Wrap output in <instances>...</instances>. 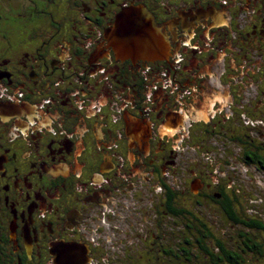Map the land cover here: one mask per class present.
<instances>
[{
  "label": "flooded vegetation",
  "instance_id": "obj_1",
  "mask_svg": "<svg viewBox=\"0 0 264 264\" xmlns=\"http://www.w3.org/2000/svg\"><path fill=\"white\" fill-rule=\"evenodd\" d=\"M251 2L0 0V264H137L158 240L165 254L168 186L181 207L185 189L208 197L214 180L233 179V161L246 170L218 142L233 131L220 117L247 120L248 73L216 90L208 78L226 69H211L198 40L234 24L263 43L264 17L245 27ZM140 7L165 44L120 55L106 32ZM200 123L210 132L197 138Z\"/></svg>",
  "mask_w": 264,
  "mask_h": 264
},
{
  "label": "trees",
  "instance_id": "obj_2",
  "mask_svg": "<svg viewBox=\"0 0 264 264\" xmlns=\"http://www.w3.org/2000/svg\"><path fill=\"white\" fill-rule=\"evenodd\" d=\"M249 7L251 10L247 15L245 14V27L252 31L255 25L257 27L260 26V19L264 17V0H252ZM230 28L233 29L231 31L233 36L229 33L228 28L226 34H223V32L218 34L219 29L221 28L212 27L213 31L216 33L213 40L222 36L227 38L223 44L217 43L215 51L224 54V56H227L228 58L230 52L233 55L232 51H234L235 48L232 45V42L236 41L235 43H237L239 40H245L248 38L244 32L245 30H243L244 28L237 29L234 27V24L231 25ZM229 40H232V42ZM256 42L260 44L258 45ZM248 43L250 44L248 48H239V50H243L241 52L242 54L239 56L240 59L244 60H247L246 57L252 56V60L248 59L245 63H241L240 60L236 64L231 65L236 66L237 69L239 67L235 77L240 76V73H243V69H241L243 66L252 71L259 70L261 76L250 74L247 78L244 77L245 85L243 86L246 87V93H248L247 103L251 104L247 107V120L242 122V119H238L239 117L237 115L228 119L220 117L222 124L226 123L225 125L227 127L228 123L232 122L233 129V131L229 132L227 137L225 136L226 141L223 143L222 151H225L226 164L230 163V160L228 159L229 156L236 158L238 161L242 163L245 162L248 166L250 165L254 168L258 176L261 178L258 179L257 177L256 180H264V135H256L257 133L255 132V130L258 129V120L260 119V121L262 120L264 122V116H260L261 110H255L254 107V105L260 100L264 103V42L262 43L260 39L256 40V38L251 35ZM258 49H263V52H260V56L259 53H257ZM215 51L204 53L203 56L207 57L212 55L215 60H218L221 56H218V53H214ZM253 53H256L257 55H253ZM237 54L238 53H236V55ZM232 55L230 57L231 59L234 58ZM241 64L244 65L241 66ZM254 83L256 84L254 85L255 87L253 86V88H251L250 85ZM258 83L260 84L259 88L257 86ZM248 89L251 90L252 92L250 93L255 94V96H250ZM234 119L236 121L239 120L238 122L241 124V127L234 121ZM199 127L202 130H200V133H196L197 138H201L206 135L207 132H210L209 128L204 123H200ZM235 150H239L238 156H235ZM241 180L246 179L237 176L233 177L231 180H214L211 190L208 193V197L202 196L203 191L197 193L191 187L187 188L184 190L182 196L179 197V201L181 202L182 200L181 207L174 204V200H172L174 197V190L168 186L166 197V207L168 211L166 231L167 246L164 247L165 254H160L159 251H156L159 249L157 246L159 245L158 240L154 243L157 245L153 244L151 247L152 254L149 255L148 258L143 256L140 263L137 264H245L247 262L246 259L250 260V253L255 252L261 255L264 254V212L251 213V216L243 217L241 208L239 207V204L236 203L237 199L238 203L240 202L239 197L234 195L235 192H233L232 188L235 183L239 184V181ZM247 180H249V178ZM206 181L212 183L211 180ZM199 207L206 208L203 210L206 211L209 216V224H206L205 221L193 211ZM236 222L237 225L240 224L239 227L243 230L240 231V235L247 234L246 231L248 229L243 226L253 228L256 232L251 233L246 239L244 238V241L236 242L234 249H229L227 243L220 239V237H214V234L208 227L213 226L216 223H219V225L222 223L223 228H220V232H222L221 235H225L230 227L229 223ZM169 226H172L174 231H169ZM185 233H189V235ZM256 235H258V240L255 238ZM192 239H194L193 243Z\"/></svg>",
  "mask_w": 264,
  "mask_h": 264
},
{
  "label": "rangeland",
  "instance_id": "obj_3",
  "mask_svg": "<svg viewBox=\"0 0 264 264\" xmlns=\"http://www.w3.org/2000/svg\"><path fill=\"white\" fill-rule=\"evenodd\" d=\"M161 1H164V0H161ZM207 2H208V0H204V3H207ZM130 11L131 10H129V13H130ZM118 14H120V12ZM240 25L242 26L243 23H241ZM219 27H221V26H219ZM110 30H112V29H109L108 31H110ZM229 33L231 34V36H233L232 32H229ZM206 34L208 35V32ZM215 35H216V33L214 34V36ZM214 36H213V38H214ZM213 38L210 40V45L208 43H205V41H203V40H200V39L198 40L199 44L201 45L202 48H208V50H206V52H203L202 55H204V53H207V52L210 53V52L215 51V46H217V43L223 44L227 40V38L226 37L224 38L223 36L220 38H217L216 40H213ZM79 41L81 42V44H83L85 42L84 39H80ZM208 41H209V39H208ZM229 41L232 42V40H229ZM248 41H249V37L245 40H239V41H237V43H235L236 41H233L234 43L232 42V45L235 47L234 51H232L233 55L230 52L229 58L227 56H221V58H218L217 62H213L211 64L212 65L211 69H213V70H217L218 68L223 67V72H224V68L226 69L225 74L222 73L219 77V80H220L219 83L220 84L218 82H216L218 79H216V81H214V79H215L214 77L209 76V78H208V83L211 86H213L214 88L217 87V88H215L216 90L225 91L227 88V85L229 84L231 86V81H234L235 78H236V81L238 82V84L241 85L243 83V80L239 76L235 77L239 67L237 69L236 66H231V65L236 64L240 60L245 61V62L248 61V59L252 60V56L246 57L247 60L246 59L245 60L240 59V56H239L242 54L241 52L243 51V50L242 51L239 50V48L243 49V48H248L250 46ZM194 43H195V41H194ZM95 49H94V51H95ZM201 51H203V50H201ZM201 51H198L197 55H199ZM260 52H263V49L257 50V53H260ZM214 53H218V51H215ZM236 53H238V54L236 55ZM231 55L234 56L233 59L230 58ZM253 55H257V54L253 53ZM246 56H248V55H246ZM235 57H236V59H235ZM205 63H208L207 60L205 61ZM241 69H243L244 73L245 72L249 73L248 75L253 74V75L261 76V73H259V70L258 71H256V70L252 71V70H250L244 66ZM254 85H256V84L254 83V84L250 85L251 88H253ZM257 86L259 88L260 84L258 83ZM230 88H232V87H230ZM248 92L250 93L252 91L248 89ZM253 92L255 93L254 90H253ZM247 95H248V93H246V96ZM249 95L255 96V94H252V93H250ZM239 97H241L240 98V100H241L243 96L240 95ZM239 97L235 98V100L239 99ZM257 106L258 105H256V107ZM222 130H223V128H222ZM225 131H229V130L226 129ZM218 136H219V134H218ZM161 138H164V136L161 135ZM218 144L221 145V144H223V142L219 141ZM190 152H194V151L190 150ZM149 154H151V153L140 154V156H141V158H143L142 160L144 161V159L146 160L149 158ZM192 154L195 156L197 155L195 153H192ZM234 154H235V151H234ZM138 160H139V163L143 162L140 159H138ZM131 162H133V163L135 162V164L138 163L135 161L134 156L131 157ZM233 162L234 163L227 165L228 166L227 167V171H228L227 174L231 175V177L239 176V177H244L246 179V180L239 181V184L235 183L234 186L232 187L233 192H235L234 195L238 196L239 200L241 202V203L240 202L238 203V199H237L236 203L239 204V207L241 208V212H242L243 217H245V216L249 217L252 215L251 213L264 212V180H256L257 177H258V179H261V178H260V176H258L257 172L254 170V168L252 166L246 165L247 166L246 170L240 169L239 166L237 165V163L235 161H233ZM235 164H236V166H235ZM145 168L148 170L147 167L142 168V170H145ZM146 174H147V172L145 173V175ZM248 178H249V180H247ZM235 188L238 190H236ZM203 209H206V208L199 207L198 209H194L193 211L197 214V216H199L202 220H204L206 224H209V221H208L209 216L207 215V212L204 211ZM222 223H221V225H219V223H216L215 225L208 226V227H209V230L214 234L213 235L214 237L215 236L220 237V239L224 240L227 243L229 249H232V248L234 249L236 242H242V241H244V238L246 239V237L250 236L251 233L256 232L253 228L243 226L244 228L248 229L246 231L247 234L245 233L246 235H240V231H243V230H241L242 228L239 227L240 224L237 225V222H236V223H229L230 224L229 229L226 231L225 235H221L222 232H220V228H223ZM168 229H169V231H174L172 226H169ZM185 234L189 235V233H185ZM255 238L258 240V235H256ZM193 241H194V239H192V243H193ZM249 258H250V260H247L245 258L247 261L245 264H261V263L264 264V254L261 255V254L252 252L249 254Z\"/></svg>",
  "mask_w": 264,
  "mask_h": 264
},
{
  "label": "water",
  "instance_id": "obj_4",
  "mask_svg": "<svg viewBox=\"0 0 264 264\" xmlns=\"http://www.w3.org/2000/svg\"><path fill=\"white\" fill-rule=\"evenodd\" d=\"M112 27V30L106 32L107 40L123 56H157L159 49L165 44L164 38L153 27L152 17L143 7L122 9L120 14L115 16ZM136 29L140 31L138 35L134 33ZM66 256L68 258V254ZM65 261L61 259V262Z\"/></svg>",
  "mask_w": 264,
  "mask_h": 264
},
{
  "label": "bare ground",
  "instance_id": "obj_5",
  "mask_svg": "<svg viewBox=\"0 0 264 264\" xmlns=\"http://www.w3.org/2000/svg\"><path fill=\"white\" fill-rule=\"evenodd\" d=\"M135 35H138L140 33V31L138 29L135 30Z\"/></svg>",
  "mask_w": 264,
  "mask_h": 264
}]
</instances>
